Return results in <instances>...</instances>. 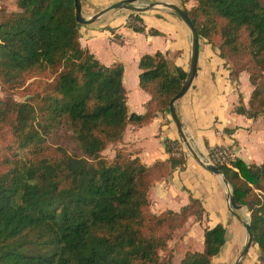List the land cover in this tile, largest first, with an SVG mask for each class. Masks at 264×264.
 I'll return each instance as SVG.
<instances>
[{"label":"trees","instance_id":"16d2710c","mask_svg":"<svg viewBox=\"0 0 264 264\" xmlns=\"http://www.w3.org/2000/svg\"><path fill=\"white\" fill-rule=\"evenodd\" d=\"M1 1V91L12 94L45 73L53 79L39 81L42 90L22 102L0 101V264H171L160 262L159 252L176 225L190 216L201 221L203 208L192 199L177 212L155 216L147 193L182 167V142L166 141L168 159L150 167L123 148L111 157L102 152L122 142L127 125L142 126L169 111L186 73L170 68L160 53L142 56L139 87L151 98L144 115L129 114L123 68L105 67L81 47L73 0ZM190 1L195 5L183 10L199 39L212 44L219 34L224 59L241 55L238 40L244 33L249 54L264 73V0L182 3ZM127 27L144 32L135 13ZM250 83L248 109L238 106L236 112L254 120L264 116V86L252 76ZM59 125L68 126L74 152L59 147L48 153L42 147ZM215 166L235 203L250 213L251 243L264 264V164L247 166L234 159ZM225 242L221 225L204 229L202 251L186 252L180 264H212Z\"/></svg>","mask_w":264,"mask_h":264},{"label":"crops","instance_id":"0c3cea01","mask_svg":"<svg viewBox=\"0 0 264 264\" xmlns=\"http://www.w3.org/2000/svg\"><path fill=\"white\" fill-rule=\"evenodd\" d=\"M122 1L125 0H81L82 14L91 16ZM139 4L153 5L151 10L138 14L143 33L127 27L130 12L124 10L111 11L90 25H79L78 31L81 47L101 65L123 68L122 84L128 113L144 115L151 97L139 87L140 58L160 53L170 68H179L186 73L191 56V36L179 17L161 5L173 4L182 10L188 9L182 0H139ZM151 31L158 34L152 35ZM232 78L218 48L199 39L196 74L187 93L175 103V113L186 138L204 161L210 152L225 149L232 154L233 160L239 159L247 166H259L264 164V116L253 120L236 112L238 106L248 109L252 88L244 74ZM166 141L181 142L170 111L156 113L142 126L127 125L122 142L114 146L113 152L123 148L131 158H138L142 165L150 167L168 159ZM181 154L182 167L172 169L168 177L154 182L149 188L152 211L157 214L165 210L177 212L190 200L199 201L203 219L192 222V230L196 231V225L203 230L221 225L226 231L222 249L229 253L235 243H244V221L239 214L243 208L237 212L240 219L233 216L228 210V192L222 178L207 171L183 144Z\"/></svg>","mask_w":264,"mask_h":264},{"label":"rangeland","instance_id":"374dc122","mask_svg":"<svg viewBox=\"0 0 264 264\" xmlns=\"http://www.w3.org/2000/svg\"><path fill=\"white\" fill-rule=\"evenodd\" d=\"M0 2L2 8V1L0 0ZM186 5H188V9H189L195 5V2L190 1ZM83 15L85 17H89V15L85 13H83ZM238 41L240 44V50L242 52L241 55L239 56L230 55L231 54L230 53L228 54V56L226 55L225 58L223 59L226 62V65H228V69L231 71V75L233 77L232 79L234 80L237 76L244 74L245 76H247L249 84L253 90L254 86L250 83V76H252L253 79H255L256 84L262 89V86H264V73H262L261 70L258 68V66H256V64L252 59V55L249 54L250 49H248V42L244 33L239 37ZM212 44L217 48H219L223 44V39L219 34L213 37ZM52 79H53L52 74L45 73L41 75L40 79H37L35 83L33 78L27 80L26 83L21 88H19L17 91H15L12 94H5L0 89V101H4L6 98H11L17 102H22L26 100V98L30 94H33L35 91L42 90L37 85L39 81H41L42 83L51 84ZM5 140H8V136L5 138ZM114 146H115L114 144L108 145V147L102 152V156L111 157L113 154V148H115ZM42 147L46 148L48 153L55 151L59 147L66 149L70 153L74 152L75 143L73 137L71 136V132L69 131L68 126L59 125L55 127L51 131V133L45 137V142L42 145ZM184 148L186 147L184 146ZM227 192L232 194L230 185L229 188H227ZM147 199H148V193H147ZM148 202H149L150 214L155 216L159 215L160 213L157 214L152 211L151 203L149 200ZM242 207L243 210L239 212V214L242 217V220L250 221V213L248 212L245 206ZM192 222L197 223L199 221L196 219V217L190 216L187 217L182 224L176 225V228L171 232L170 240L167 242L166 249L159 252L160 262L169 261L171 264H180L186 252L197 253L202 251L203 248L202 231H204L203 227H198V225H196V231H193L192 226H190ZM169 223L171 224V220L169 221ZM175 224H177V222H175ZM242 247H243V243L241 241L235 243L234 247H232L231 252L229 253H228L229 250L227 252H224V249H222L223 251L221 250V253L217 257H214L212 259V264H233L237 259V257L239 256ZM258 258H259L258 247L257 245L251 243L247 255L240 261L239 264H261Z\"/></svg>","mask_w":264,"mask_h":264},{"label":"water","instance_id":"95a60500","mask_svg":"<svg viewBox=\"0 0 264 264\" xmlns=\"http://www.w3.org/2000/svg\"><path fill=\"white\" fill-rule=\"evenodd\" d=\"M73 4H74L75 12H76V22L78 25H82V26L83 25H90V24L94 23L101 16H103V15H105L111 11H114V10H124V11L130 12V13L140 14V13L146 12L148 10H151L153 7V5L140 6L139 0H125L122 2L112 4L106 8H103L102 10L96 12L95 14H93L89 17H85L82 14L81 0H73ZM161 5L164 8L171 10L172 12H174L179 17V19L182 21V23L185 25V27L190 32V36H191V56H190L189 68H188V71L186 72V77H185V79L181 85L179 92L170 102L169 111H170L171 117L174 121L175 127L177 129V132H178L184 146L190 152V154L192 156L196 157L199 160V162L202 164V166L207 171H209L215 175L220 176L222 178L224 185L227 188H229V184L227 183L226 179L224 178V175L217 169V167L214 164H211V163H208L207 161H204L194 151L192 145L190 144V142L186 138L185 134L183 133L181 124H180V122L176 116V113H175V108H174L175 103L187 93V91L190 88L192 81L195 77V74H196L197 60H198V45H199L198 33H197L195 27L193 26V24L191 23L190 19L188 18V16L184 12V10H182L181 8H179L178 6L173 5V4H161ZM227 196H228V210H229V212L233 216H235L237 219H240V216L237 214V212L240 209H242L243 207L240 205H237L235 203L234 198H233L231 193H228ZM243 226L245 229V239H244L243 247H242V250H241L239 256L237 257V259L235 260V262L233 264H239L240 261L247 255L251 241H252V235L250 232L249 221H244Z\"/></svg>","mask_w":264,"mask_h":264},{"label":"built area","instance_id":"2783aa9c","mask_svg":"<svg viewBox=\"0 0 264 264\" xmlns=\"http://www.w3.org/2000/svg\"><path fill=\"white\" fill-rule=\"evenodd\" d=\"M0 8H1V2H0ZM1 43L2 42L0 39V44ZM231 160H233L232 154H230L225 149H216L213 151L211 155H209V158H207V162L214 165H223V164L228 165V162Z\"/></svg>","mask_w":264,"mask_h":264}]
</instances>
